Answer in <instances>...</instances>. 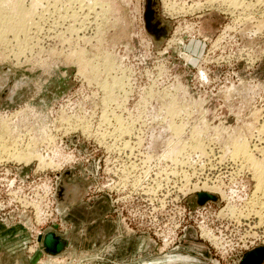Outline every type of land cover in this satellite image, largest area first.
I'll use <instances>...</instances> for the list:
<instances>
[{
	"label": "rangeland",
	"instance_id": "obj_1",
	"mask_svg": "<svg viewBox=\"0 0 264 264\" xmlns=\"http://www.w3.org/2000/svg\"><path fill=\"white\" fill-rule=\"evenodd\" d=\"M168 1L100 0L76 32L45 2L37 37L0 42V264H239L264 245V0ZM50 230L70 240L56 256Z\"/></svg>",
	"mask_w": 264,
	"mask_h": 264
},
{
	"label": "bare ground",
	"instance_id": "obj_2",
	"mask_svg": "<svg viewBox=\"0 0 264 264\" xmlns=\"http://www.w3.org/2000/svg\"><path fill=\"white\" fill-rule=\"evenodd\" d=\"M16 1V0H15ZM52 1H54V2H58V1H60V0H33V3H32V1H31V4H32V6L30 7V8H27L26 6H25V2L23 3V0H17V7L16 8H14V11H15V9H16V13H17V15L15 16L16 17V20H15V18L13 19V21L15 20V22L12 24V22H9L10 24H4L5 22L6 23H8L7 22V20H9V18H7V20H6V18H4V16H6V15H4L3 17H1V13L3 12H0V42H1V44H5V42H3L4 41V39H6V37H8V33L9 32H12L11 34L12 35H14V41L16 40L17 42H18V45H21V44H19V42L21 43V38H20V35H22L23 37H24V39L22 38V40H23V43H24V40H26L25 41V43L26 42H28V41H31L32 39H34L35 38V36L37 37V33H36V30L38 31L39 29H41L40 28V23L36 20L35 21V19H34V16H32V15H35V14H37V12L35 13L34 12V10L35 9H37L39 6L41 7H43L44 8V3L46 2V4L47 5H51V4H54V3H52ZM63 1V0H62ZM64 1H66V0H64ZM178 1H180V0H178ZM246 1V0H245ZM240 2V1H236V0H207V3L208 4H210L211 6H213V5H215L216 3H218V4H227L228 5V3H231V4H233V6L232 7H242V8H245V9H249V6L250 5H253V7H255L256 5H258L257 3H259L260 2V0L258 1L257 0V2L256 3H249V1H248V3H246V2ZM1 2V1H0ZM67 6H70L67 10H66V14H69V15H67V16H70V18H71V21L73 22V24L72 25H74L73 26V30H75V32H76V30L78 31V29L80 28H82V26L83 25H85L86 24V20H85V17H87V15H89L92 11H96L97 10V8L99 7L98 5H99V3H100V5L102 4L103 6L105 5L104 3H101L100 2V0H89V2L87 1V0H67ZM16 3V2H15ZM62 3V2H61ZM164 3H165V1H164ZM206 3V2H205ZM261 3H262V1H261ZM0 4H2V3H0ZM30 4V5H31ZM63 4V3H62ZM69 4V5H68ZM74 4V6H72ZM76 4V5H75ZM264 4V3H263ZM64 5H66V3L64 4ZM77 5H79L78 6V9H76L75 10V8H76V6ZM193 5V4H192ZM191 5V6H192ZM195 5L196 6H199L198 8H201L202 9V6H204L203 5V3H195ZM261 5V4H260ZM10 6V5H9ZM13 6V5H12ZM56 6V5H55ZM61 6V5H60ZM66 6V7H67ZM209 6V5H208ZM207 6V7H208ZM0 7H2V6H0ZM41 7V8H42ZM47 6H45V9H47L46 11H44V10H42L43 12H42V14H45V13H47V11H48V14H49V9L51 8V7H48V8H46ZM171 13L172 12H177V13H180V12H183V7L182 8H180L179 7V5L178 4H175L173 1H168L167 3H166V6H165ZM193 7H195V6H193ZM6 8V7H5ZM10 8V7H9ZM42 8V9H43ZM65 8V7H64ZM63 8V9H64ZM180 8V9H179ZM196 8V7H195ZM227 8V7H226ZM8 9V8H7ZM59 9V8H58ZM103 8H102V6H101V9L99 10V12L102 10ZM188 9V8H187ZM190 9V8H189ZM253 9V8H252ZM0 11H1V9H0ZM64 11V10H63ZM107 11V10H106ZM185 11V10H184ZM11 12V11H10ZM12 12H13V10H12ZM54 12V11H53ZM65 12V11H64ZM93 12V13H94ZM102 12H103V10H102ZM5 13V12H4ZM3 13V14H4ZM35 13V14H34ZM60 13V12H59ZM104 13V12H103ZM102 13V14H103ZM177 13H175V14H177ZM7 15H8V13H6ZM14 14V13H13ZM41 14V15H42ZM64 14V13H63ZM91 15V14H90ZM96 15H97V11H96ZM98 15H99V13H98ZM11 16V18H10V20L12 19V15H10ZM9 16V17H10ZM18 16V17H17ZM36 16V15H35ZM7 17V16H6ZM36 17H38V16H36ZM92 17V16H91ZM42 18V17H41ZM43 18H44V16H43ZM38 20L40 19L39 17L37 18ZM9 20V21H10ZM94 20H96V19H94ZM66 21V20H65ZM92 23V22H91ZM95 23V22H94ZM77 25V26H76ZM86 26V25H85ZM85 26H83V28L85 27ZM70 29H71V26L69 27ZM82 28V29H83ZM87 28V27H86ZM85 29V28H84ZM73 30L71 31V32H73ZM34 31V32H33ZM40 31V30H39ZM79 31H82V30H79ZM32 33H36L35 34V36H34V38L32 37L33 35H32ZM63 33V32H62ZM7 35V36H6ZM32 38V39H31ZM7 41H11V39L10 40H8L7 39ZM6 41V42H7ZM3 42V43H2ZM29 43V42H28ZM27 44V43H26ZM30 47V46H29ZM18 53H20V52H18ZM80 54V53H79ZM20 56V55H19ZM84 56V55H83ZM79 58L81 59V57L79 56ZM79 59V61H81V64H83L84 66H85V68H84V66L83 65H81V66H83L82 68H84V71L86 70V69H89V67L91 68V67H94L93 65L94 64H92L91 62H86L85 60H83V59H81L80 60ZM78 61V62H79ZM107 63V62H106ZM105 63V64H106ZM91 64V65H90ZM108 65H111L110 63H108ZM80 66V67H81ZM107 66V65H106ZM108 67V66H107ZM111 67V66H110ZM96 68H98L99 69V71H100V68L99 67H96ZM107 69V68H106ZM108 69H110V68H108ZM107 69V70H108ZM93 70H95V69H93ZM93 70H90V71H92V72H94ZM103 70H105V68H103ZM89 71V70H88ZM97 71V70H96ZM106 71V70H105ZM109 71V70H108ZM87 72V71H86ZM98 72V71H97ZM101 72V71H100ZM88 73V72H87ZM96 74V73H95ZM116 77V76H115ZM115 77H114V80L112 81V82H110L109 84H110V91H111V89L113 88V87H117V86H119V83L122 81H120V79L121 78H117V79H115ZM106 83V82H105ZM107 84V83H106ZM108 84V85H109ZM121 84V83H120ZM103 86H104V88H106L105 90H107V85H104L103 84ZM107 86V87H106ZM120 89V88H119ZM113 90V89H112ZM108 93V92H107ZM111 93V92H110ZM109 93V94H110ZM111 95V94H110ZM169 111V110H168ZM178 134V133H177ZM38 143V142H37ZM197 145H199L198 143H197ZM236 146H238L237 148H235L236 149V152H234V154H233V158H236L237 159V157H243V159L244 158H248V159H253V158H251V156H253V152L250 154V152L248 151V149H247V146H246V144L245 143H241V144H237ZM187 147V146H186ZM191 147V146H190ZM195 148V147H194ZM197 150H199V149H197ZM203 150V149H202ZM205 150V149H204ZM203 152V151H202ZM18 153H21V152H19L18 151ZM206 152L204 151V154H205ZM201 154V153H200ZM17 155V154H16ZM25 155V154H24ZM20 156H22V155H20ZM19 156V157H20ZM198 156V155H197ZM220 156V155H219ZM13 157V156H12ZM15 158H16V156H14ZM223 157V156H222ZM26 158H28V157H26L25 156V159ZM23 159H24V156H23ZM248 159H246V160H248ZM254 161V160H253ZM257 171V170H256ZM260 175V174H259ZM259 175H257V184H256V190L258 191V192H261L263 195L261 196V198H263L264 197V181H263V179L259 176ZM204 185H207V183L206 184H204ZM204 185H202V187H198V192H202V191H205V192H207L208 191V189H206V187L204 186ZM208 187H210V186H208ZM218 188V187H217ZM217 188H215L216 190H217ZM214 189V188H213ZM197 190V189H196ZM212 190V189H211ZM210 190V191H211ZM255 190V192H257ZM254 192V193H255ZM253 193V194H254ZM212 194V193H211ZM215 195V194H214ZM218 198V197H217ZM255 200V199H254ZM264 202V201H263ZM255 204V203H254ZM262 204V203H261ZM200 205V204H199ZM256 205V204H255ZM252 206H254L253 204H252ZM260 207V206H259ZM252 210V209H251ZM256 214L259 212V214H262V213H264V205L263 206H261L260 207V210H253ZM251 212V211H250ZM242 214V213H241ZM247 219V218H246ZM262 222V221H261ZM213 233V232H212ZM215 235V234H214ZM216 236V235H215ZM216 242H218V243H215L216 245H220V244H223L224 242H223V240H221L220 239V237L219 236H217L216 238ZM210 240V239H209ZM210 241H212V240H210Z\"/></svg>",
	"mask_w": 264,
	"mask_h": 264
},
{
	"label": "water",
	"instance_id": "obj_3",
	"mask_svg": "<svg viewBox=\"0 0 264 264\" xmlns=\"http://www.w3.org/2000/svg\"><path fill=\"white\" fill-rule=\"evenodd\" d=\"M151 5V1H149L148 8ZM62 188L63 187H61V189ZM60 193L61 190L59 192V196ZM209 200L216 201L217 196L205 191L197 193L198 204L203 205ZM69 243V236H61L52 230L47 231L43 237L44 251L52 256H56L65 251L69 247ZM239 264H264V245H260L246 251L243 257L241 258Z\"/></svg>",
	"mask_w": 264,
	"mask_h": 264
},
{
	"label": "built area",
	"instance_id": "obj_4",
	"mask_svg": "<svg viewBox=\"0 0 264 264\" xmlns=\"http://www.w3.org/2000/svg\"><path fill=\"white\" fill-rule=\"evenodd\" d=\"M198 207V209H204V208H206L207 207V204L206 205H204V206H197ZM223 218L224 217H227V216H222ZM236 219L239 221V222H241V219H240V217H236ZM240 230V229H239ZM211 231L216 235V236H219L220 237V239L221 240H223V244H220V245H216L214 242L212 243V244H214L215 245V247H217V249L218 250H221L222 252H226L227 251V247L230 245V243H229V241H227L225 238H223L222 236H220L218 233L216 234V232L215 231H213L212 229H211ZM239 232V231H238ZM238 232H236L235 233V235H241V238H242V242H244V243H248L249 241H250V239L252 238V237H254V236H252V235H249V234H247V233H245V234H242V233H238ZM255 238V237H254ZM251 244H253V245H251ZM251 244H245V246H246V250H250L252 247H254L256 244L255 243H251ZM255 244V245H254ZM252 246V247H249V246ZM245 250V251H246ZM243 254V253H242ZM241 256V255H240ZM239 261V260H238Z\"/></svg>",
	"mask_w": 264,
	"mask_h": 264
}]
</instances>
